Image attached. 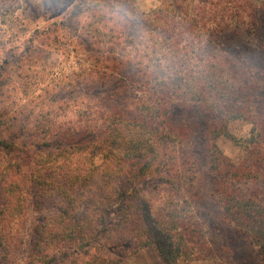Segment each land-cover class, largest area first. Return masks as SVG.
Instances as JSON below:
<instances>
[{
  "label": "trees",
  "instance_id": "obj_1",
  "mask_svg": "<svg viewBox=\"0 0 264 264\" xmlns=\"http://www.w3.org/2000/svg\"><path fill=\"white\" fill-rule=\"evenodd\" d=\"M114 16L89 18L86 33L95 55L83 81L102 91L85 97L82 129L68 128L65 109L54 105L42 110L39 123L23 124L19 111L11 121L0 93V127L18 126V138H34L32 146L0 142V219L10 234L25 215L28 191L38 209L53 210L35 226L26 264H110L107 249L125 243L156 246L165 264H193L205 248L204 227L193 213L197 177L179 168L191 131L172 123L171 114L181 102L231 100L225 69L191 49L202 44L199 31L206 25L199 15L189 18L184 8L163 5L131 22ZM146 27L137 40L128 39ZM221 126L217 136L226 133ZM35 147L43 150L34 154ZM255 157L241 165L227 158L226 165L218 163L226 170L217 195L226 218L255 239L264 261V164ZM150 179L157 183L135 188Z\"/></svg>",
  "mask_w": 264,
  "mask_h": 264
},
{
  "label": "rangeland",
  "instance_id": "obj_2",
  "mask_svg": "<svg viewBox=\"0 0 264 264\" xmlns=\"http://www.w3.org/2000/svg\"><path fill=\"white\" fill-rule=\"evenodd\" d=\"M163 5L180 6L189 18L199 15L206 27L199 31L202 44L191 49L225 69L223 84H228V96L233 97L216 104L181 102L171 114L172 123L191 131L178 158L180 170L190 169L197 177L193 213L204 227L205 248L193 264H264L255 239L226 218L217 195L220 171L226 170H220L218 163L226 165L229 159L241 165L255 157L253 149H257L264 164V0H0V93L8 100L9 115L19 111L23 124L41 122L42 110L54 105L65 109L62 121L68 128L82 129L85 97L90 92L94 99L102 91L83 81L89 57L95 55L86 33L90 16L119 14L116 21L131 22ZM178 15L183 16L180 11ZM146 30L137 28L128 39L137 40ZM220 125L226 133L217 136L214 131ZM20 129L0 127V142L15 140L32 146L34 138H18ZM42 150L35 147L33 153ZM95 161L102 162L99 153ZM156 183L150 179L135 188L147 189ZM4 188L0 184V204ZM27 193L25 215L10 234L0 219V264H26L35 226L53 214L51 207L38 209L32 193ZM106 252L110 264H165L156 246L125 243Z\"/></svg>",
  "mask_w": 264,
  "mask_h": 264
}]
</instances>
